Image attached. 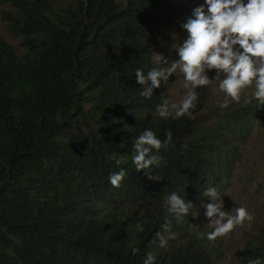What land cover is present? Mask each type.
<instances>
[{
	"label": "trees",
	"instance_id": "16d2710c",
	"mask_svg": "<svg viewBox=\"0 0 264 264\" xmlns=\"http://www.w3.org/2000/svg\"><path fill=\"white\" fill-rule=\"evenodd\" d=\"M1 2L12 7L1 17L24 54L0 39V264H143L149 252L154 264H218L222 252L194 213L209 201L207 187L226 193L241 155L232 143L264 125V106L230 104L207 125L205 86L192 118L150 122L165 98L161 87L140 96L134 73L156 66L167 23L160 0H71L61 10L55 0ZM145 129L162 141L173 134L154 152L164 162L150 171L161 181L132 163V140ZM121 169L127 175L115 188L109 176ZM171 192L194 207L172 220L174 238L161 248L153 240ZM256 233L238 264H264V227Z\"/></svg>",
	"mask_w": 264,
	"mask_h": 264
},
{
	"label": "clouds",
	"instance_id": "9594fccd",
	"mask_svg": "<svg viewBox=\"0 0 264 264\" xmlns=\"http://www.w3.org/2000/svg\"><path fill=\"white\" fill-rule=\"evenodd\" d=\"M180 27L186 32V38L176 40L173 37L176 42L171 45L178 59L170 61L163 54L156 53V66L146 74L139 68L134 73L136 84L143 89L139 95L149 99L153 96V90L161 87V82L167 84L169 77L177 71L182 75L188 91L179 104H169L167 100L159 104L156 112L160 117L192 118L191 110L199 102L197 89L210 86L214 81H218V87L224 93V99L219 104L221 109L239 102L242 90L249 87L252 94L244 103L247 105L255 101L264 106V0H204L203 4L191 10ZM212 70H215L214 78L208 76ZM172 135L168 130L162 141L154 131L145 129L133 138L132 163L137 171L143 170L149 180H162L159 174H153L150 169L160 167L164 162L163 157L154 152L166 149ZM184 147L187 148V145ZM109 158L116 165L122 162L115 153ZM126 175L124 169L114 172L109 176V183L119 188ZM202 196L210 201L203 204L208 225L213 229L207 233L209 241L222 238L236 226L253 220V215L245 207L223 210V201L216 187H207ZM163 206L167 215L163 218L162 231L156 232L153 240V243L158 240L161 248L167 247L168 239L174 238L171 233L172 220L183 219L194 207L192 202L176 192L165 195ZM135 227L142 232L144 222L138 220ZM164 233L169 235L165 236ZM138 252V248H131L133 255ZM154 261L155 256L149 252L143 264H154ZM251 264H260L259 258L251 261Z\"/></svg>",
	"mask_w": 264,
	"mask_h": 264
},
{
	"label": "rangeland",
	"instance_id": "374dc122",
	"mask_svg": "<svg viewBox=\"0 0 264 264\" xmlns=\"http://www.w3.org/2000/svg\"><path fill=\"white\" fill-rule=\"evenodd\" d=\"M71 0H55L54 7L56 10H61L66 7ZM123 3L124 0H116ZM204 0H160L158 12L163 15L167 23H165L157 38L153 48L152 60L155 65L156 53L163 54L170 61L178 59L174 50L171 49L172 43L176 40L186 38L180 23L190 15L191 10L203 4ZM3 11H13L12 7L3 3L0 0V39L10 44L17 55H23L24 49L19 44V39L6 31V23L2 20L1 14ZM208 76L214 78L215 70L209 71ZM190 87V85H189ZM162 94L169 102L179 104L181 98L188 91L185 88V81L182 75L177 71L169 77L167 84H161ZM252 94V88L242 90L241 100H244ZM224 99V93L218 87V81H214L209 86L205 105L201 111V118L206 121L207 125L213 124L216 121V116L223 113L224 109L219 107V104ZM233 102L231 104H235ZM147 116V113L144 114ZM157 113L152 116L150 122L158 119H163ZM259 127V128H258ZM241 154L238 160L233 164L230 177V185L226 193L221 196L225 211H231L235 207H245L247 211L253 215L251 222L245 221L242 225L236 226L234 230L222 238H217L210 243L217 244L223 257L218 261V264H238V254L243 249L245 243L252 237L257 235V230L264 227V125H258L252 131L250 137L244 141H235L232 143ZM208 201L207 203H209ZM206 203V204H207ZM234 214V213H233ZM194 218L196 225L201 230L211 232L213 229L208 225L209 220L205 216L203 205L199 210L195 211Z\"/></svg>",
	"mask_w": 264,
	"mask_h": 264
},
{
	"label": "bare ground",
	"instance_id": "6f19581e",
	"mask_svg": "<svg viewBox=\"0 0 264 264\" xmlns=\"http://www.w3.org/2000/svg\"><path fill=\"white\" fill-rule=\"evenodd\" d=\"M263 122V121H262ZM257 124V123H256ZM259 128V127H258Z\"/></svg>",
	"mask_w": 264,
	"mask_h": 264
}]
</instances>
